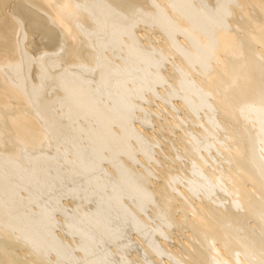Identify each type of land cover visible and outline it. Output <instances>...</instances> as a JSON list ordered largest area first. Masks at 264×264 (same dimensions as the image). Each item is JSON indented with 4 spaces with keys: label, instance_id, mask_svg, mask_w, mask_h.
<instances>
[{
    "label": "bare ground",
    "instance_id": "obj_1",
    "mask_svg": "<svg viewBox=\"0 0 264 264\" xmlns=\"http://www.w3.org/2000/svg\"><path fill=\"white\" fill-rule=\"evenodd\" d=\"M145 27L154 29L152 32L155 31V35L148 34L151 29L148 31V28ZM50 43L57 44L55 50V46L52 44L54 50L52 52ZM40 46H43L42 49L45 48L46 51L44 49L43 52ZM37 47H40L43 53L39 51V48L40 54L36 53L37 51L34 52ZM47 48L50 51L47 52ZM168 61L171 62L169 63L170 67L167 66ZM62 62L66 65L67 68H64L66 70H61ZM59 67L62 68L59 70ZM164 67H168L166 74ZM80 68H88L97 72V78H100L101 83L98 80L95 87L101 88V84L104 83L103 86L106 87V90L103 91V87L98 89L103 91L99 90L102 95L104 93L103 96L109 95L105 99L118 100L117 103L112 101L114 105L117 104L115 107L114 105L109 107L108 100H106L108 103L103 102L99 95L95 94L98 91L97 88L89 87L84 83V78L80 79L82 77L81 72H78ZM167 77H170L171 80L169 81ZM166 78L168 81H165ZM48 79H51L49 82L52 84L51 81H53V85L55 84L57 88L63 86L64 89L59 87L60 91L58 90V92L63 91L61 100L63 101L65 98L63 104L65 105V102L67 104L69 112L65 113L68 116L71 115L70 112L73 113V116L74 114L79 116L82 112H86L87 115L82 114L86 116H90L88 113L93 114L99 120L100 131L95 132L93 129L92 132H89L90 130L86 128L90 138L86 133L88 138L83 139H90L87 142L92 141L98 144H89V146L94 148L103 146L101 142L104 138H110L106 132L113 130L114 125H117L120 128V132L118 131L120 134L115 131L116 128L113 132H116L118 137L123 136V140H121L122 137L120 139L121 142L125 138L129 141H126L127 145L122 142L124 144L121 146L120 143L112 146L109 150L114 151L113 156L116 158V154L121 151L122 146L131 145L130 147H133L137 141L140 147L142 146L140 152L144 149L142 154L147 162L152 159V152H149L148 147L151 144L154 145L156 139L149 138L147 133L145 134L148 135V139L142 136L143 133L139 130L141 123L138 126H134L133 123L132 127L127 129L128 126L125 123L129 119L127 116V119L124 118L127 114L123 115L122 111L124 113L128 111L123 108H126V102L128 100L130 102L132 97H137L136 101L140 102L142 101L138 100L140 97L145 99V95L143 96L145 90L150 89L149 92L152 91L153 95L159 94L160 92L153 91L152 86L157 83L167 85L172 81L168 84V86L171 84L169 88L162 89L165 93L162 94L164 95L163 99L167 101L166 104H170L177 98L179 102L175 101V107L173 108L174 105H172L174 101L170 105L173 109L183 110V117L178 115L182 114L178 110L171 108L174 111L171 114L167 108L163 109L162 106L157 110L155 108L152 110V105L150 108L148 105L149 109L147 110L148 113L152 111L160 113L162 109V111L165 110V114L169 112L171 116H174L172 121L175 128L176 126L182 128V133L179 134L180 145H182V151H180L183 154L182 157L185 156L188 160V169L183 168L180 171L186 178L185 186L179 187L180 178L177 179L176 175L174 176L175 173L171 172L170 174H173L174 177L162 174L156 176L157 179L164 178L160 179L161 182L153 180L151 176L153 173V178H156L154 177L156 171H151V168L148 167L149 164L146 168L151 172L143 170L144 172L141 173L139 171L141 177L137 176L134 173L136 169L133 170L132 165H129L132 167L131 170L134 172H131L134 175L127 169L126 161L124 162L125 169L129 170L128 174L125 171L127 176L132 174L128 176L130 179L132 176L139 178L135 183L132 182L134 184L129 190L134 189L139 194L140 197L134 190H131V192L134 191L132 193H135V197L137 196V202L138 198L142 201L138 202L140 207L143 204H149L148 201H153L151 198L154 199L160 221L167 224L168 226H166L169 228H175L180 233V237L184 235L182 241V238H177L182 242L180 248L175 249V253L171 252L175 254V257L177 256L176 263L173 264H264V0H0V264H102V257L95 253V249L102 243L94 246L92 237L89 238L87 234L88 231L85 230L87 231L85 233L83 230L84 226L89 227L90 230L96 232L99 239L105 236L106 240L104 238V241H107V237L110 236V231H107L104 225L105 221L103 220L105 219L97 218L98 215L93 216L99 212V207H96L97 202L96 206L92 207L94 209L92 215L91 212L88 215L85 213L88 211L84 210L85 212L78 213V216L73 210L74 213L70 218L77 222L75 226L71 225V229L74 230V234L79 233L83 237H81L83 241L78 238V240L81 239V244L78 243L76 247L74 244L77 241L75 242V240L72 242L74 244L71 241L70 244L67 239L71 246L68 247L67 241L66 245L61 242L60 233L59 239L57 238V234H54V218L49 216L46 210L47 206L45 207V203L51 202L49 196L52 200L51 206H54L53 200H57L59 197L56 194L57 198H52L55 196L53 193L56 191L54 190L50 195L45 191L47 188L51 190V188L54 189V186L57 187L59 178L63 176L58 171L59 169L54 168L56 167L54 163L58 164L55 158H60L63 153L58 152L60 155L55 157L57 156L55 151L52 150L54 152L52 153L41 147L53 138L55 140L58 137L56 132L58 134L59 129V131L64 128L71 131L74 126L73 124L70 127V122L66 123L67 120L62 121L68 116L62 114L60 118V115L57 116L56 111L52 110L51 102H48L52 97L49 95L57 88L52 85L53 89L47 90L50 89ZM46 90L48 94L50 93L49 95H45ZM62 94H64V98ZM162 95L159 97L161 98ZM56 96L60 95L56 93ZM149 98H152V101L156 99L155 96V99ZM58 100L60 99L58 98ZM146 100L149 101L148 98ZM103 103L107 106H104ZM130 103L131 106L138 104V106L144 107L140 104L142 102ZM163 103L165 104L164 101L161 104ZM157 104L159 105V103ZM165 105L163 106L167 107ZM77 108L82 112L77 110L79 112L77 113ZM176 111L179 113L176 114ZM158 112H156L157 115ZM200 113L203 116H200ZM53 115L58 126L55 124ZM49 116L54 121L50 120ZM145 117L144 119L142 117L143 123L147 121ZM94 119L93 127L95 128L98 121L96 120V122ZM166 119L169 124L168 118ZM184 119H190V122L197 124V128L200 124L202 127L199 126L198 132L191 133L188 131L189 128H185L189 127V124L183 126ZM125 120L127 121L125 122ZM113 121L116 123L112 125ZM119 122L121 127L125 125L126 128L124 126L122 130L119 127ZM108 125L112 129L108 128L107 130ZM174 125L172 124V126ZM161 126L160 128H162ZM75 127L78 128V126ZM77 128L73 130L78 135L80 131L78 132ZM130 128H133L134 132L139 130L141 135L132 132ZM113 132L110 135L115 136L116 134L114 135ZM101 134L107 136L100 138ZM113 136L111 137L113 138ZM131 136L137 139L135 141L132 138L134 144L130 142ZM67 137L66 140H72L71 137H68L69 139ZM112 138L107 141H112ZM114 138L113 140H116ZM117 141L119 140L117 139ZM146 141L149 142H147L148 146ZM116 142L114 141V143ZM156 142L155 144L159 141ZM110 143L111 146L112 143ZM138 144H136L137 147H139ZM50 145L47 144L46 147L51 148L52 145ZM151 146L149 148L153 149ZM94 148H92V152ZM100 149L105 150V147ZM212 149L217 152L216 154L214 151L215 156L211 155ZM84 150L86 149L84 148ZM84 150L81 149V152ZM77 152L79 151L77 150ZM86 152L85 156L89 154ZM132 152L131 150L125 151L133 156ZM98 153L100 156V151ZM107 154L109 155L105 156V159L110 157L112 161H115L111 157V152ZM80 155L83 154L80 153ZM91 155L88 160L86 158L89 155L84 157L86 159L84 162L90 161ZM103 155L106 154H102V157ZM78 159L81 161V156ZM94 159L96 160V158ZM140 159L142 161V158ZM98 160L97 158L96 161ZM100 160L102 161V158ZM101 161L96 162V165ZM82 162L79 163L80 165L77 164L78 170L82 169ZM115 163L113 164L116 165ZM90 164H92L91 161ZM117 164L118 169L122 163ZM90 168L92 171L96 170V168L93 170L94 166ZM87 169L90 171L89 167L82 170L88 171ZM123 169L121 173L125 174ZM72 171L74 172L71 169V173ZM145 171H148L147 175ZM166 171L168 172V169ZM118 172L120 170L116 173L118 174ZM94 173L92 177H94ZM71 175L68 178L74 176ZM117 177L119 178L120 175ZM162 180L164 181L162 182ZM96 181L95 183H97ZM121 181L120 179L119 182ZM126 183L124 181L125 186ZM122 184L118 183L117 186H122ZM63 185L65 184L62 182V187ZM107 187H110V190L112 185ZM40 188H44L45 191L40 190V192L42 191L46 196L38 191ZM117 188H112L114 191L116 190L115 193H117ZM143 188L149 192L143 191ZM48 189L47 191H49ZM58 189L61 192L64 191L59 187ZM97 189L100 190L98 187ZM119 191L118 193H120ZM100 194H102L101 190ZM42 196L48 198L46 201L49 200V202L42 201L44 200V198L41 200ZM110 196L116 197L112 191ZM93 197H95L94 194L91 195V199ZM102 197L99 195L100 200ZM108 198L105 197L106 200ZM92 200L94 201L96 198ZM117 200H120L119 197ZM117 200L115 198L116 202ZM97 201L99 202V200ZM101 202L104 203V200ZM106 203L109 204V201ZM141 203L142 205H140ZM33 204L37 206L34 207ZM32 205L37 213L30 214L34 212L31 210ZM55 206H59L57 201ZM55 206L52 209H56ZM101 206L108 213L110 208L108 209L102 204ZM27 207H31L28 209L31 210L30 213L26 211ZM115 208L113 207L112 210ZM55 209L50 210L54 212ZM119 210L122 212L121 209ZM119 210H116L117 214ZM101 211L104 213L103 210ZM52 212L51 216H53ZM115 212L112 211L109 214L114 215ZM106 216L110 217V215ZM64 218L63 221H66ZM144 221L147 225L148 220L144 219ZM116 223L115 221L112 223L114 228L119 225ZM155 229L153 234L160 233L159 229ZM113 236L111 235V237ZM113 238L109 237V240H113ZM96 239L98 240V238ZM93 246L96 247L94 250ZM163 246L165 247L163 250L169 248L166 241ZM154 247L147 250L151 253L157 252L156 256H158L157 254L161 256V250ZM74 248L81 249L78 250L80 253L74 254V251L78 252ZM102 250L101 248L98 251ZM168 250L165 252L169 253L173 249ZM160 256L158 258L163 261ZM169 261H165V264H172Z\"/></svg>",
    "mask_w": 264,
    "mask_h": 264
},
{
    "label": "rangeland",
    "instance_id": "obj_2",
    "mask_svg": "<svg viewBox=\"0 0 264 264\" xmlns=\"http://www.w3.org/2000/svg\"><path fill=\"white\" fill-rule=\"evenodd\" d=\"M142 27V26H141ZM148 31L151 29H149V27H145ZM154 30V29H153ZM152 29L148 32V34L150 33V34H152V35H155V31L154 32H152L153 31ZM152 32V33H151ZM37 37V36H36ZM39 39V38H38ZM40 40V39H39ZM38 40V41H39ZM53 43H54V41H53ZM52 43V44H53ZM52 44L50 43V46H51V48H52V50H51V52L52 51H54L55 50V48H57V44L55 45V44H53L55 47H54V50H53V47H52ZM58 46H60V45H58ZM41 47V46H40ZM40 47H37V50H34V52L35 51H37L36 53H38L39 51H41V49H42V47H41V49H40ZM38 48H39V51H38ZM50 48V49H51ZM36 49V48H35ZM45 49V48H44ZM44 49H42V51L44 50ZM48 49V48H47ZM41 51V52H42ZM44 51H46V49L44 50ZM43 51V52H44ZM48 51H50L49 49L47 50V52ZM42 52V53H43ZM36 53H35V55H36ZM39 54H40V52H39ZM38 55V54H37ZM36 63V62H35ZM169 63H171L170 61H168V64H167V66L169 65ZM37 64V63H36ZM61 64V63H60ZM64 63L62 62V66H63V68L61 69L60 67H59V70L61 69V70H66V69H64V68H67L66 67V65L64 64ZM36 66V65H35ZM168 67H170V65L168 66ZM168 67L166 68V67H164L165 69H164V71H165V74L167 73V70H168ZM75 68V67H74ZM76 69V68H75ZM78 72H81V78L80 79H82V78H84L85 80H83L84 81V83L85 84H87L89 87L90 86H97L96 84H98V80H100V78L98 79L97 78V75H96V71H94V70H90V69H88V68H80V70L78 71ZM168 78V80L170 81L171 79H169L170 77H167ZM167 78H166V80L165 81H168L167 80ZM49 80H51V79H48V83H50L49 82ZM164 81V82H165ZM52 82V84L50 83V89H47V90H52L53 88L51 87L52 85H53V81H51ZM90 82H92V83H96L95 85L93 84L92 85V83H91V85H90ZM100 83H101V80L99 81ZM172 82V81H171ZM171 82H169V83H171ZM99 83V84H100ZM166 84H167V82H165ZM168 83V84H169ZM163 85H161V83H157L156 85H154V86H152V88H153V91L155 92H160L159 94L160 95H162V94H165L164 93V90H162L163 88L164 89H166L165 87H167V88H169V86L171 85H169L168 86V84L167 85H164V83H162ZM84 85V84H83ZM86 85V86H87ZM102 85V86H101ZM100 86H101V88L103 87L104 88V90L103 91H105L106 90V87L105 86H103V85H105L104 83H102ZM158 85V86H157ZM53 86H55L56 87V85L54 84ZM60 87V86H59ZM58 87V88H59ZM63 87V86H62ZM62 87H60V89H64V88H62ZM89 87H88V89H89ZM93 87V88H94ZM47 88H49V87H47ZM52 88V89H51ZM57 88V87H56ZM54 89L55 91H57L56 93H58V95H60L59 97L58 96H56V93H54L55 91H52V92H50L49 94H48V92H47V90H46V93H45V95H49V97H52V99L54 98V100L52 101V99H51V101L50 100H48V102H51L50 103V106L52 107V110H54V111H56V113L58 114L57 116H59L60 115V118H61V115L62 114H64V116L66 115V116H68L65 112L66 111H68L69 112V110H67L68 109V107H67V104H66V102H65V105L63 104V101L65 100V98H64V94H62V97L64 98L63 99V101L61 100L62 98H61V93L63 92L62 90V92H58V90L60 91V89ZM92 88V89H93ZM95 88H97V87H95ZM98 88H100L99 86H98ZM97 88V89H98ZM100 88V89H101ZM151 88V89H152ZM100 89H98V91H97V93H95V94H97V95H99V98H101V100H103V102L104 101H106V100H108L109 101V99H111V98H107V99H105V97H108L109 95H106V96H103L104 95V93H103V95H102V93L101 92H103L102 90H100ZM95 90V89H94ZM101 92H100V91ZM150 90V89H149ZM149 90L147 91V90H145L146 92H144L143 93V96L145 97V99L143 100V99H141V97L138 99V100H142V101H140V102H142V103H140L139 101H136L137 100V97L136 98H134V97H132V99H133V101H132V99H130V102H138V103H140L141 105H143L144 107H140V106H138V104H136V106H134L133 104H132V106H133V108L131 109V103L129 102V100L126 102V108H123V110H125V111H127L126 113H124V111H122V113H123V115H125V114H127V115H125L124 116V118H126V116L128 117V119H129V121H127V120H125V124H126V126H128L127 127V129L131 126L132 127V125H133V123H134V126H138L140 123H141V125H139V126H141V128H139V130L140 131H142L141 133H143V135L142 136H145L147 139H148V135L150 136L149 138H155L156 139V141L158 142H156L155 140H154V145H152L151 143H153V142H151L150 144L152 145H149V147L151 146V148L153 147V149H150L149 147H148V150H149V152L151 153V160L149 161L148 160V162H147V160L145 159V156L142 154V151L144 152V149L143 150H141V152H140V149H141V147H140V145L138 144V142L136 141L137 139H135L136 137H130L131 138V140H130V142L131 143H135L134 142V140L133 139H135V141H136V143H135V145L133 146V144H132V146L133 147H130L131 145L130 144H128V145H130V146H125L126 147V149H127V147H128V150H126L125 149V147H123L122 146V149L118 146L117 148L119 149L120 148V152L118 153L117 151V154H116V152H115V154L117 155H115L116 156V158L113 156L114 154V151H111V150H109V149H111L112 148V146H115V145H117V143L119 144L120 143V146H121V144H124V143H122V142H125V145H127L126 143V141H129V140H126V138H125V140L124 141H122L121 142V140H123V136H121L122 137V139H121V137H118L119 135H117L116 134V132H113V130L115 129V131H117V133L118 134H120L119 132V129L120 128H118L117 127V125H114V127H113V130H109V131H107L106 132V130H105V132H106V134H109L108 136L110 137V138H108V139H106V138H104L105 136H107V135H104L103 136V134H101V136H100V138H104V140H103V142H101L102 144H103V146H101L100 148H104L105 147V150H101L100 148H98L97 146L94 148V147H91V146H89V144H95V145H98V144H96V143H94V142H92V141H89V142H87L88 140H90V139H83V138H88V137H86V133H87V135L89 136V138H90V135H89V133H88V130H90L89 132H92L93 131V129H94V131L95 132H97V131H100L101 130V127H100V122H99V120H97L94 116L95 115H93V114H89L88 113V115H92L91 116V119H90V116H86L87 114H86V112H82V110L80 111L79 110V108L81 109V107H79V108H77L76 109V112H77V110H79L80 111V113L82 112V113H85L86 115H84V114H79V116L76 114H74V116H73V113H69V114H71L70 116H68V117H66L67 119H62V121H65V120H67L66 121V123H68L69 124V122H70V127H71V125L73 126V124H74V126L71 128V131H70V129H69V131L71 132H69L68 131V129H66L65 130V128L64 129H62L61 131H59L58 130V134H57V132H56V136L58 135V137H56V139L59 141V139H60V141H61V143H60V141L58 142L57 141V143H56V139L54 140V138H53V140H51V141H49L47 144L48 145H50L51 146V148H49V146L48 147H46L47 146V144H45V145H43V147H41L42 149H44V150H48V151H51L52 153H54L53 151H55V153H56V155L57 156H55V157H58L60 154L58 153V152H60V153H63V154H61L60 155V158H59V160H58V158H55L56 160H57V165H58V167H57V165H56V162L54 163V165L56 166V167H54L55 169L57 168V169H59L58 171H60L61 173H62V175L64 176L65 175V177H63V176H61L60 178H59V180H58V183H57V187H53L54 189H52L51 188V190L50 189H48L49 191H47V189H46V191L44 190V188L42 189V188H40L38 191L40 192V190H42L43 192L45 191V193H48V195H50V193H52V190H54V191H56V192H54L53 194L55 195V196H52V198H57V195L59 196L58 198H57V200H53V205L55 206V204H56V201H57V204L61 207H59V206H57V207H59L58 209H57V207H56V209L55 208H53V209H55L54 210V212H52L51 210H53L52 209V207H54V206H51V202H52V200H51V197L49 196L48 197V195H47V197L50 199V203H48V204H46L45 203V207H46V210L48 211V213H49V216L51 217V218H54V221H56V223H54V221H53V224H55V226H54V234L57 236V238L59 239V237H60V235H61V242L62 243H64L65 245H66V241H67V239L69 240V243H70V241H71V243L72 242H74V240H75V242H76V244H74V243H72V244H74L75 245V247H76V245L78 244V243H80L81 244V239L83 238L81 235H79V233H77V234H74L75 232H74V230L73 229H71V225H73L74 224V226L76 225V222L77 221H73V219H71L72 217V215H73V213L74 212H76L75 213V215L76 214H81V213H84L85 211H88V212H85V213H87L88 215H90V212H91V215L93 214V211H94V209H92V207L94 208V206H96L95 205V203L97 202V204L99 205H97L96 207H99V214H100V211L101 210H103L104 211V213H105V215H103L104 213L101 211V214H100V216H99V214L97 213V212H94V213H97V214H94L93 216H95V215H98L97 216V218L99 217H101V219L103 220V219H105V220H103V221H105V227H106V230L107 231H110L109 232V234H110V238H113V240H109V237H107L108 239H107V241H104V238H105V236L103 237V238H100V239H102V240H100L99 239V237L97 236V234H96V232H94L93 230H90V228L89 227H87V226H84V232L85 233H87V231H88V236H89V238H91L92 237V242H93V245L95 246H97L98 244L100 245L101 243V245H100V247H94L93 246V250H94V248H96L95 249V253L96 254H98V255H100V257H102L103 258V256H104V259H102L101 258V260H102V264H104L105 262V264H157L158 262V264H165L166 262L165 261H169V262H171L172 264L173 263H176V259L175 258H177V256L175 257L174 255L175 254H173V253H175V249H179L180 247L179 246H181V244L180 243H182L181 241L183 240V237H184V235H181V237H180V233H178L176 230H175V228H169V227H167L166 225H165V223L163 222L162 223V221H160V219H159V216L160 215H158L159 214V212H158V210L156 209L157 207H155L156 205H155V203H154V199H152L151 198V200H153V201H148L149 202V204L147 203V202H144L146 205H142V203L140 204V205H142L141 207L139 206V201L140 202H142L141 200H140V198H138V202H137V196L135 197V193L138 195V197H140L139 196V194L137 193V191H135L134 189H130L129 190V188H132V184H134L135 183V181H137L139 178H137V176L139 175V177H141V175H140V172L142 173V172H144L143 170H148L149 172H151L152 170L155 172L154 174H156L154 177H156L157 175L159 176V175H162V174H167V176L168 177H174L175 175H176V178L178 179V178H180L179 179V187H184L185 186V183H186V178H185V176H184V173L183 172H180L181 170H183V168L184 169H188L187 168V164H188V160L186 159V157L185 156H183L182 157V145H180L181 144V141L179 140L180 139V135L179 134H181L182 133V128H180V127H178V126H176V128H175V125H174V122L172 121V117L174 118V116H171V114L174 112L173 110H175V109H173L174 107H175V104H176V102L178 101L179 102V100H177V98H176V100L174 99L172 102L174 103V104H172V102H170V104H172V105H174L173 106V108L171 107L172 105H170L169 103L168 104H166L167 103V101H165V99H163L164 98V95H162V100H161V98L159 97L160 95L158 94V93H156L155 95H153L154 93L152 92V91H150L149 92ZM65 92V91H64ZM95 92V91H94ZM153 94H152V93ZM163 92V93H162ZM165 92H166V90H165ZM101 93V94H100ZM147 93V94H146ZM149 93V94H148ZM152 94V95H151ZM100 95H102L101 97H100ZM111 95V94H110ZM149 95V96H148ZM143 96H142V98H143ZM154 96H155V98H154ZM48 96H46V98H49ZM112 97V96H111ZM149 97H153L155 100L154 101H152L151 99L152 98H149ZM45 98V97H44ZM58 98L60 99V100H58ZM103 98V99H102ZM148 98V100L149 101H151V103H148L147 102V99ZM112 99H114V98H112ZM47 100V99H46ZM58 100V101H57ZM101 100H100V102H101ZM45 101V100H44ZM62 101V102H61ZM113 100H111V101H109V104H108V106L109 107H111L112 105H114V101L116 102V101H118V100H114L113 102H112ZM156 101V102H155ZM162 103V101H164L165 102V104L163 103V104H161L160 102ZM176 101V102H175ZM46 102V101H45ZM120 102V101H119ZM102 103V102H101ZM106 103H108L107 101H106ZM112 103V104H111ZM117 103V102H116ZM115 103V104H116ZM157 103H159V105L157 104ZM104 104V103H103ZM117 105V104H116ZM116 105H114V107L116 106ZM120 105V104H119ZM131 107H130V106ZM149 105V108H150V105H152V110L155 108V110H157L158 109V107H160L161 108V106L163 107V109H168L169 110V112L171 113H169L168 112V110H166L167 112V114H165V110L164 111H162L160 108H159V110H161L160 111V113L158 112V111H155V113L153 112H149L148 113V110L147 109H149L147 106ZM163 105H165V106H167V107H164ZM16 106V105H15ZM104 106H107L106 104H104ZM50 107V108H51ZM67 107V108H66ZM123 107H125V106H123ZM135 107V108H134ZM146 107V108H145ZM157 107V108H156ZM127 108H129V109H127ZM141 108H143V109H141ZM173 110H172V109ZM82 109H83V106H82ZM84 109H85V107H84ZM111 109V108H110ZM146 109V110H145ZM171 109V110H170ZM63 110V111H62ZM149 110V111H150ZM176 110H178V109H176ZM84 111V110H83ZM180 113H182V114H178L179 112ZM178 111H176L175 113L176 114H178L179 116L181 115L182 117H183V115H184V111L183 110H178ZM182 111V112H181ZM87 112H89V110H87ZM156 112H158L159 114L157 115V113ZM51 113V112H50ZM77 113H79V112H77ZM132 113H134V114H132ZM53 114H55V113H53ZM139 114V115H138ZM153 114H155V115H153ZM161 114V115H160ZM85 116V117H84ZM132 116V117H131ZM144 116H146L145 117V119H147V121H146V123H143V120H142V117H143V119H144ZM168 116V117H167ZM180 116V117H181ZM200 116H203V114L202 113H200ZM50 117V116H49ZM51 117H52V114H51ZM51 117H50V120H52L51 119ZM53 117H54V115H53ZM63 117V116H62ZM77 117V118H76ZM83 117V118H82ZM89 117V118H88ZM131 117V118H130ZM147 117H149V118H147ZM59 118V117H58ZM57 118V119H58ZM59 118V119H60ZM74 118V119H73ZM87 118V119H86ZM95 118V119H94ZM124 118H123V120H124ZM133 118V119H132ZM166 118H168V121H169V124H170V126H169V124H168V122H167V119ZM54 119H55V117H54ZM77 119V120H76ZM79 119V120H78ZM85 121H84V120ZM93 119H94V121H96L97 122V125H96V127L94 128L93 127V124H94V122H93ZM127 119V118H126ZM75 120V121H74ZM87 120V121H86ZM172 122H171V121ZM185 120H186V123H185ZM190 120V119H189ZM189 120H187V119H184V121H182L184 124H183V126L184 125H186L187 126V124H189L188 126L189 127H185V128H191L190 130L188 129V131L189 132H191V133H193V132H198V130H199V128L200 127H202V125L200 124V125H198V128H197V124H195V123H193V122H190ZM52 121H54V120H52ZM81 121H82V123H81ZM187 121H188V123H187ZM95 122V123H96ZM122 122H124V121H122ZM144 122H145V120H144ZM167 122V123H166ZM174 125V126H172V124ZM60 123V122H59ZM81 123V124H80ZM99 123V124H98ZM113 123L115 124L116 123V121H113L111 124L113 125ZM143 123V124H142ZM153 123V124H152ZM200 123V122H199ZM198 123V124H199ZM55 124L58 126L59 124L57 123V121H56V119H55ZM78 124V125H77ZM85 126H84V125ZM118 124V123H117ZM121 123L119 122V127H121V125H120ZM123 125H124V123H122ZM127 124H129V125H127ZM94 125V126H95ZM111 125V126H112ZM162 125V126H161ZM195 125V126H194ZM75 126H78V128L77 127H75ZM109 126V125H108ZM125 126V125H124ZM123 126V127H124ZM126 126H125V128H126ZM159 126V127H158ZM160 126L162 127V128H160ZM200 126V127H199ZM61 127V126H60ZM123 127H121V129L123 128ZM173 127V128H172ZM75 128V129H74ZM76 128H77V130H78V132L77 131H75V132H77L78 133V135L77 134H75L74 133V130H76ZM88 130H87V129ZM108 128L109 129H112V128H110V126L109 127H107L106 129L108 130ZM176 130H175V129ZM74 129V130H73ZM79 129H81V130H79ZM85 129V130H84ZM133 128H130V130H132ZM137 130H138V128H136ZM195 129V130H194ZM197 129V130H196ZM73 130V131H72ZM123 130V129H122ZM137 131V132H134L133 130H132V132H134V133H139L140 134V131ZM181 130V131H180ZM194 130V131H193ZM57 131V130H56ZM110 131H112L113 133H114V135L115 136H113V134L112 135H110V133H112V132H110ZM119 131V132H118ZM160 131V132H159ZM62 132V133H61ZM109 132V133H108ZM149 132V133H148ZM153 132V133H152ZM184 132V131H183ZM145 133H147L148 135H146ZM59 134H61V135H59ZM67 134V135H66ZM73 134V136H70V135H72ZM80 134V135H79ZM82 134V135H81ZM138 134V135H139ZM195 134V133H194ZM193 134V135H194ZM141 135V134H140ZM65 136V137H64ZM71 137V139L72 140H66L65 138L66 137ZM76 136V137H75ZM111 136H113V138L114 137H117V138H114V139H118L119 141H117L116 142V140H113V138L111 137ZM163 136V137H162ZM60 137V138H59ZM67 137V138H68ZM73 137V138H72ZM68 138V139H69ZM78 138V139H77ZM112 138V141L110 140V142L113 144H111L110 142H108L109 141V139H111ZM129 138V139H130ZM133 138V139H132ZM146 138H145V140H146ZM65 139V140H64ZM74 139V140H73ZM121 139V140H120ZM128 139V138H127ZM143 139V138H142ZM108 142H106V141ZM69 141V142H68ZM72 141V142H71ZM73 141H74V143H73ZM114 141L116 142V143H114ZM143 141V140H142ZM68 142V143H67ZM144 142V141H143ZM148 141H146L145 143H147ZM155 142L158 144H155ZM179 142V143H178ZM109 143L111 144V146L109 145ZM144 143V144H145ZM149 143V142H148ZM148 143L146 144L147 146H148ZM83 144V145H82ZM136 144H138L139 145V147H137L136 146ZM66 145V146H65ZM69 145V146H68ZM71 146V147H70ZM75 146V147H74ZM135 146H136V149H138V153L136 152V149H135ZM177 146V147H176ZM67 147V148H66ZM73 147H74V149H73ZM78 147H80V148H78ZM86 149V150H84V148ZM55 148H58V149H55ZM64 148V149H63ZM92 148H94L93 150V152H92ZM96 148H97V150H96ZM109 150H107V149ZM114 148V147H113ZM116 148V147H115ZM116 148V149H117ZM123 148H124V150H123ZM129 148H131V149H129ZM60 149V151H58ZM81 149L82 150H84L85 152H86V154H88L89 155V157H87L86 158V156H88V155H86L85 156V152L84 151H82L81 152ZM88 149V150H87ZM90 149V150H89ZM117 149V150H118ZM132 149H133V152H132ZM53 150V151H52ZM65 152H64V151ZM79 151L81 154H83V155H80V153L79 152H77L76 153V151ZM113 150H115V149H113ZM131 150V152H132V155L133 156H131L129 153H125V151L127 152H129ZM150 150H152V151H150ZM181 150V151H180ZM63 151V152H62ZM98 151H100V156L98 155L99 153H98ZM166 151V152H165ZM212 151L213 152H211V155L213 154L214 156L217 154V152H216V150L215 149H212ZM216 152V154H215V152ZM92 152V153H91ZM96 152H97V155H95L96 154ZM103 152H105V153H103ZM109 152H111L112 153V155H111V157H112V159H115V161H112L111 160V158H110V160H109V158L107 157V159H105L106 157L105 156H107V155H109V154H107V153H109ZM181 152V153H180ZM66 153V155H64ZM121 153V154H120ZM177 153V154H176ZM92 154V155H91ZM102 154H106V155H103V157H102ZM127 154V155H126ZM90 155H91V159H89L91 162H92V164H90V161H85L84 162V160H88V158H90ZM95 155V156H94ZM142 155L144 156V158L142 157ZM68 156V157H67ZM78 156V157H77ZM79 156H81V161H79L80 159H78L79 158ZM92 156H94L93 158H96V160H97V158L99 159L98 161H101L100 160V158H102V161L101 162H99V164H97L96 165V162L98 163V161H96L95 159L93 160V158H92ZM97 156V157H96ZM176 156V157H175ZM86 159H85V158ZM114 157V158H113ZM128 157V158H127ZM137 157V158H136ZM71 158V159H70ZM104 158V159H103ZM137 160H136V159ZM140 158H142V161H141V159ZM153 158H156V159H153ZM159 158V159H158ZM172 158H173V160H172ZM71 160V162H70V160ZM121 159V160H120ZM139 159V160H138ZM144 159V160H143ZM55 160V161H56ZM72 160H73V164H72ZM82 160H83V162H82ZM119 161V162H117V161ZM122 160H123V162H122ZM158 160V161H157ZM79 161V162H78ZM127 161V162H126ZM138 161V162H137ZM174 161V162H173ZM80 162H82V169H85L86 167H89V169H90V171H92V169L90 168L91 166H92V168H93V166H94V168H93V170H95V168H96V170L95 171H92L91 173H90V171H89V173H88V171H83L82 169L79 171L78 170V168H77V164L78 165H80L79 163ZM116 162V163H115ZM124 162H126V166H127V169H129L130 170V173H132L131 171H133V170H135L136 172H134V173H136V178L134 177V176H132L131 177V179H130V177H128L127 176V174L129 173V170H127V169H125V164H124ZM144 162V163H143ZM60 163H62V164H60ZM88 163V164H87ZM113 163H115L116 165H114ZM117 163H122L121 165L122 166H124V167H122L121 165L119 166V168H121V169H117V167H118V164ZM146 163V164H145ZM151 163V164H150ZM71 164V165H70ZM85 164V165H84ZM128 164V165H127ZM145 164V165H144ZM148 164H149V166H148ZM155 164V165H154ZM180 166H179V165ZM61 165V166H60ZM114 165V166H113ZM132 165V167H133V170H131V168L132 167H130V166ZM72 166V167H71ZM99 166H100V168H99ZM117 166V167H116ZM129 166V167H128ZM145 166V167H144ZM149 167V168H151L150 170L149 169H147L146 167ZM153 166H155L156 167V169H154L155 167H153ZM172 167L173 169H171L170 167ZM79 167V166H78ZM105 167V168H104ZM116 167V168H115ZM138 167V168H137ZM175 167V168H174ZM67 168H70V169H67ZM80 168V167H79ZM122 168H124L123 170H124V173L125 174H123V173H121V172H123V171H121L122 170ZM146 168V169H145ZM153 168V169H152ZM166 168V169H165ZM181 168V169H180ZM61 169V170H60ZM71 169L72 170H74V172L72 171V173H71ZM141 169H142V171H141ZM162 169V170H161ZM168 169V172L166 171ZM79 172H78V171ZM109 170V171H108ZM119 171L120 170V172H118V174L119 173H121V174H119L120 175V179L122 180L121 182H119L120 181V179L118 178H116V176H119L116 172L117 171ZM159 170V171H158ZM110 171H112L111 173H110ZM125 171H127V174H126V172ZM140 171V172H139ZM148 171L145 173L146 175H147V173H148ZM158 171V172H157ZM163 171V172H162ZM174 171V172H173ZM63 172H65V173H63ZM66 172H67V175H66ZM78 172V173H77ZM82 172V173H81ZM84 172H87V173H84ZM93 172H95L94 174V177H92L93 175ZM139 172V173H138ZM160 172V173H159ZM170 172L171 173H175L174 174V176H173V174L171 175L170 174ZM178 172V173H177ZM114 173H116V174H114ZM134 173H132V174H134ZM138 173V174H137ZM177 173V174H176ZM70 174H72V175H74V176H72V177H70V178H68L69 176H70ZM77 174V175H76ZM110 174H112V175H110ZM131 174V175H132ZM88 177H87V176ZM91 175V176H90ZM130 175V176H131ZM135 175V174H134ZM144 175V174H143ZM169 175H171V176H169ZM67 176V177H66ZM76 176V177H75ZM79 176V177H78ZM96 176V177H95ZM124 176V177H123ZM126 176V177H125ZM178 176V177H177ZM73 177H75V179H72ZM104 177V178H103ZM116 179H115V178ZM152 179L153 180H155V181H160V179H164V178H158L157 179V177L156 178H153V173H152ZM64 178H65V180H64ZM66 178H68V179H66ZM90 178H92V179H90ZM94 178V179H93ZM97 178V179H96ZM89 179V180H88ZM108 179V180H107ZM128 181H127V180ZM141 179V178H140ZM185 179V180H184ZM71 180V181H70ZM74 180V181H73ZM94 180V181H93ZM97 180V181H96ZM107 180V181H106ZM125 181V183H126V186L124 185V181ZM131 180V181H130ZM65 181H66V183H65ZM95 181L97 182V183H95ZM116 181V182H115ZM130 181V182H129ZM134 181V183H132ZM164 180H162V182H163ZM62 182H63V184H65V185H63V187H62ZM90 184H89V183ZM92 182V183H91ZM94 182V183H93ZM103 182V183H102ZM107 182V183H106ZM161 182V181H160ZM121 184V183H123L122 184V186H120V185H118L117 186V184ZM131 185H130V184ZM182 183V184H181ZM60 186H59V185ZM69 184V185H68ZM101 185V186H99V185ZM112 185V187H111V191H112V194L114 195H116V197L114 196V198H112L110 195H111V191L109 190V188L110 187H107V186H110V185ZM114 184V185H113ZM116 185V186H115ZM66 186V187H65ZM67 186H69L68 187V189H67ZM117 188V187H119L120 189H118L117 188V193H115V191H114V189H116L115 187ZM58 187L61 189V190H64V191H59V189H58ZM80 187V188H79ZM97 187L101 190V193L102 194H100V190H98L97 189ZM101 187V188H100ZM124 189L125 187V191L122 189V188ZM55 188H57V189H55ZM66 188V189H65ZM73 188V189H72ZM112 188H114V189H112ZM148 188V187H147ZM78 189V190H77ZM104 191H103V190ZM66 190V191H65ZM81 190V191H80ZM108 192H107V191ZM120 190V191H119ZM122 190V191H121ZM131 190H134L135 191V193H132V192H134V191H132L131 192ZM143 191H148L146 188L144 189H142ZM151 190V189H150ZM41 191V192H42ZM58 191V192H57ZM71 191V192H70ZM88 191V192H87ZM97 191H99L98 192V194L99 195H101V197H102V195H103V197H104V195H105V197L107 196V200L105 199V197L103 198L102 197V200H100L101 198H99V195L98 194H95V192L97 193ZM114 191V192H113ZM118 191L120 192V193H118ZM40 192V193H41ZM41 193V194H43L44 196H46L45 195V193ZM149 192V191H148ZM60 193V194H59ZM89 193V194H88ZM107 195H106V194ZM123 193V194H122ZM132 193V194H131ZM57 194V195H56ZM84 194V195H83ZM93 194L95 195V197H93L92 199H95L96 198V200H92L91 199V195L93 196ZM118 194H120L121 196H119ZM75 195V196H74ZM77 195V196H76ZM96 195H98V197H96ZM118 195V196H117ZM123 195V196H122ZM44 196H42L41 197V200L44 198ZM118 197H119V199L120 200H117L118 199ZM48 198H44V200H42V201H46ZM98 198V199H97ZM115 198H116V200H117V202L115 201ZM97 200H99V202L97 201ZM104 200V203L103 202H101V201H103ZM105 200H106V202L107 201H109V204L108 203H106L105 202ZM112 200H114V201H112ZM133 200V201H132ZM199 200V199H198ZM58 201H59V203H58ZM91 201V202H90ZM46 202H49V200L48 201H46ZM63 202V203H62ZM110 202H111V204H110ZM113 202H115V203H113ZM151 202V203H150ZM137 203V204H136ZM153 203V204H152ZM71 204H73V206H74V208H73V206H71ZM84 204V205H83ZM88 204V205H87ZM101 204L102 205H104V207L106 206V208H110L111 209V211H110V209H109V211H108V213H107V210L105 211L103 208H102V206H101ZM106 204V205H105ZM117 204V205H116ZM34 205V204H33ZM33 205L31 206L32 207V211H34V207H36L37 205H34V207H33ZM107 205H109V206H107ZM117 207H116V206ZM154 205V206H153ZM50 206H51V208H50ZM100 206H101V209H100ZM125 206H126V208H125ZM139 208H138V207ZM31 207H27L26 208V211L28 212L29 211V213L31 212V210H28L29 208H31ZM96 207H95V209H96ZM115 208V210L113 209L112 210V208ZM121 207V208H120ZM142 208V209H141ZM37 209V208H36ZM51 209V210H50ZM76 209H78L77 211H76ZM119 209H121V211L122 212H120V210ZM154 209H156V210H154ZM70 210H72V211H70ZM73 210H74V212H73ZM85 210V211H84ZM91 210V211H90ZM97 210H98V208H97ZM116 210H119V212H118V214H117V211ZM52 212V215L53 216H51V212ZM81 211V212H80ZM84 211V212H83ZM96 211V210H95ZM115 212V214H117V215H115L114 213V215H112V213H110L109 214V212ZM124 211V212H123ZM156 211V212H155ZM66 213L65 215H64V213ZM70 212H72V214H70ZM158 212V213H157ZM33 213H37V211L35 210L34 212H31L30 214H33ZM62 213H63V215H62ZM135 213V214H134ZM140 213V214H139ZM79 214H78V216H79ZM139 214V215H138ZM56 215V216H55ZM106 215H110V217H107ZM134 215V216H133ZM141 215V216H140ZM114 216V218H111V217H113ZM117 216V217H116ZM144 216V217H143ZM57 217V218H56ZM64 218V220H66V221H63V218ZM71 217V218H70ZM96 217V216H95ZM103 217V218H102ZM106 217V218H105ZM61 220H60V219ZM106 219H109V220H106ZM111 219V220H110ZM116 219V220H115ZM144 219H147L148 221V223H147V225H146V220L144 221ZM113 220V221H112ZM62 221V222H61ZM117 222L116 224L118 225V226H115V228H114V226L112 225V223L113 222ZM67 222V223H66ZM135 222H137L136 224H138V225H136V224H134ZM139 222V223H138ZM161 223V224H160ZM66 224V225H65ZM68 225H69V228L71 229H67V227H68ZM114 225H115V223H114ZM131 225V226H130ZM163 225V226H162ZM145 226V227H144ZM151 226V227H150ZM117 227H119V228H117ZM83 228V227H82ZM88 228V229H87ZM139 228V229H138ZM141 228H142V231H141ZM156 228L157 230L159 229V232L160 233H152L153 232V230ZM113 229V230H112ZM137 229V230H136ZM150 229H153V230H150ZM155 229V230H156ZM85 230H87V231H85ZM66 231V232H65ZM69 231V232H68ZM89 231H90V235H89ZM59 233H60V235H59ZM66 233V234H65ZM73 233V234H72ZM64 234V235H63ZM118 234V235H117ZM150 234V235H149ZM78 235H79V237H78ZM100 235H101V233H100ZM111 235L113 236V237H111ZM59 236V237H58ZM63 236V237H62ZM91 236V237H90ZM118 236V237H117ZM82 237V238H81ZM94 237V238H93ZM102 237V236H101ZM136 239H135V238ZM179 237V239H181V241L179 240V239H177ZM78 238H81V239H79L78 240ZM96 238H98V240H100L99 242H96V241H98ZM63 239V240H62ZM95 239V240H94ZM137 239H139V240H137ZM157 239H158V241H157ZM105 240H106V238H105ZM109 240V241H108ZM179 241V243H178V241ZM78 241H80V242H78ZM82 241H83V239H82ZM149 241V242H148ZM166 241V244L168 243V247L169 248H166V250H168V251H170V250H172V251H170L169 253L168 252H165L166 250L164 249L163 250V245H164V242ZM104 242V243H103ZM162 242H163V244H162ZM67 243H68V241H67ZM69 243H68V245H69ZM70 243V244H71ZM121 243V244H120ZM79 244V245H80ZM67 245V246H68ZM154 245H155V247H156V249H160L161 250V252H162V254H161V256H162V258H163V261H162V259L160 260L159 258H158V256H160L159 254H157L158 256H156V253L157 252H155V253H151V252H149L148 250L149 249H151V248H153L154 247ZM78 246V245H77ZM119 246V247H118ZM68 247H71L70 245L68 246ZM72 247H73V245H72ZM151 247V248H150ZM154 247V248H155ZM160 247V248H159ZM170 247H171V249H170ZM103 249L102 251H98V250H100V249ZM121 248V249H120ZM165 248V247H164ZM148 249V250H147ZM155 249V250H156ZM74 250H81V249H75L74 248ZM159 250V251H160ZM164 252H163V251ZM75 253L74 254H76V253H80V251H78V252H76V251H74ZM101 252V253H100ZM102 252H103V254H102ZM171 252H173V253H171ZM171 254H173V255H171ZM77 255V254H76ZM171 255V256H170ZM161 256H160V258H161ZM75 257V256H74ZM107 257V259H105ZM109 257V258H108ZM172 258V259H171ZM159 259V260H158ZM157 260V261H156ZM175 260V261H174ZM174 261V262H173ZM108 262V263H107ZM164 262V263H163Z\"/></svg>",
    "mask_w": 264,
    "mask_h": 264
}]
</instances>
